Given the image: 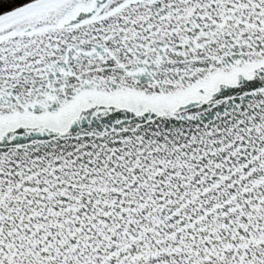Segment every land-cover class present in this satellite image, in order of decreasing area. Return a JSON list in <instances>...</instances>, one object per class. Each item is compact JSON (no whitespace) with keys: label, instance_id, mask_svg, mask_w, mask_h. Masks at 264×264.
Returning a JSON list of instances; mask_svg holds the SVG:
<instances>
[{"label":"snow or ice","instance_id":"1","mask_svg":"<svg viewBox=\"0 0 264 264\" xmlns=\"http://www.w3.org/2000/svg\"><path fill=\"white\" fill-rule=\"evenodd\" d=\"M0 264H264V0H0Z\"/></svg>","mask_w":264,"mask_h":264}]
</instances>
